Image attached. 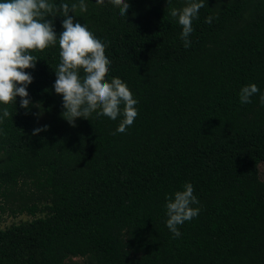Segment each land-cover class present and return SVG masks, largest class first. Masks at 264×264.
Instances as JSON below:
<instances>
[{
    "label": "trees",
    "instance_id": "1",
    "mask_svg": "<svg viewBox=\"0 0 264 264\" xmlns=\"http://www.w3.org/2000/svg\"><path fill=\"white\" fill-rule=\"evenodd\" d=\"M126 2L125 17L108 0L69 13L106 45V78L138 101L126 132L122 115L94 112L75 127L61 116L58 41L26 69L43 115L19 97L0 104L11 113L0 123V211L33 216L0 228V264H264V0H205L188 48L170 15L186 0ZM250 83L260 91L241 104ZM186 182L200 212L174 237L165 198Z\"/></svg>",
    "mask_w": 264,
    "mask_h": 264
},
{
    "label": "clouds",
    "instance_id": "2",
    "mask_svg": "<svg viewBox=\"0 0 264 264\" xmlns=\"http://www.w3.org/2000/svg\"><path fill=\"white\" fill-rule=\"evenodd\" d=\"M104 2L97 0L101 5ZM108 2L119 8L121 16H126L130 8L126 0ZM203 7L205 0H186L181 9L170 10L171 17L176 18L182 27L180 37L185 48L190 47L193 21L198 19L199 10ZM77 8L81 12L87 11L85 0L71 4L60 0L58 5L50 0H0V104H16L19 97V106L26 110V114L32 107H37L40 111L35 115L38 118L43 115L39 102H33L27 90L34 77L26 69L36 67L39 58L32 55L33 51H43L58 41L60 63L55 70L56 79L52 87L56 94L62 96L61 116L75 127L77 118L89 119L94 112L98 117L106 116L112 120L122 115L116 132L124 133L138 116V101L121 78L113 77L111 81L106 78L111 64L105 55L106 45L87 25L79 22L76 15H69L75 14ZM58 15L63 17V31L59 35L54 25ZM213 19V16H208L205 22L211 24ZM259 91L255 83L243 86L239 92L240 103H251V98ZM260 103L264 105V94L260 95ZM10 115L7 107L0 110V123ZM48 128L49 125L37 127L32 135ZM165 199L166 225L174 237H179L178 226L191 221L200 212L199 207H194L199 201L194 195L193 185L186 182L183 190L176 191L174 195L166 194Z\"/></svg>",
    "mask_w": 264,
    "mask_h": 264
},
{
    "label": "rangeland",
    "instance_id": "3",
    "mask_svg": "<svg viewBox=\"0 0 264 264\" xmlns=\"http://www.w3.org/2000/svg\"><path fill=\"white\" fill-rule=\"evenodd\" d=\"M262 164V165H261ZM260 165V174L262 179L264 180V163H261ZM4 202V199L0 198V205ZM41 215V214H39ZM33 219V216L23 213L17 216H13L9 211L2 212L0 211V228H6L10 226L13 223H19L21 221L31 220ZM76 261H83V258H74Z\"/></svg>",
    "mask_w": 264,
    "mask_h": 264
}]
</instances>
